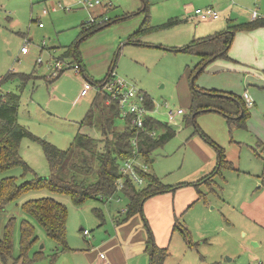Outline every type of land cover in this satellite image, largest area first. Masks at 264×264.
<instances>
[{
  "label": "rangeland",
  "instance_id": "374dc122",
  "mask_svg": "<svg viewBox=\"0 0 264 264\" xmlns=\"http://www.w3.org/2000/svg\"><path fill=\"white\" fill-rule=\"evenodd\" d=\"M99 1L102 5L110 4L105 12L101 5L90 9L78 0H0V79L8 72L32 75L22 86L15 78L0 83V94H19L17 122L32 135L22 138L19 147L21 158L32 170L15 167L0 173V178L14 176L21 183L35 175L48 176L43 143L59 149L69 147L78 131L77 122L83 120L96 95L89 90L81 97L83 82L103 80L111 66L116 77L152 99V116L157 120L168 121L164 103L169 109L181 107L186 112L188 96L180 86L190 85V70L198 58L173 48L188 44L194 26L205 23L198 22L195 8L190 13L194 18L189 16L186 22L146 32L137 37V44L129 41V35L145 18L144 1L150 25H159L174 16L178 18L188 0ZM52 4L57 6L54 10ZM44 9L47 14H42ZM92 16H100L98 21L106 18L105 22L110 24L81 40L80 24ZM75 44L87 79L69 67L76 64L73 57L63 55L67 47ZM24 46L27 52L23 54ZM57 61L69 68L54 78ZM207 69L194 80L195 86L238 96L247 91L255 105L247 107L249 117L243 126L212 110L200 112L194 123H186L184 114L177 116L172 124L175 134L156 148L146 162L148 172L177 188L163 193L159 203L145 201L138 215L146 219L143 223L154 243L167 247L168 256L163 264H264V194L260 195L264 193V146L258 140L264 143V77L243 68L214 73ZM124 127V118L117 116L114 128ZM201 132L219 145L230 162V167H223L212 182L203 178L213 171L219 152ZM87 133L100 136L97 129ZM254 195H258L255 202ZM42 197L54 198L67 208V249L50 238L22 208L25 201ZM128 202L119 190L103 201L87 199L75 205L66 193L45 187L32 189L0 211V237L11 223L12 254L17 257L21 222L27 219L35 238L27 248L29 264H77L84 262L87 251L114 233V218L122 217ZM95 208L102 212L103 220L96 215ZM183 227L189 232L191 244L180 231ZM83 230L89 235H84ZM93 259V264H97Z\"/></svg>",
  "mask_w": 264,
  "mask_h": 264
},
{
  "label": "trees",
  "instance_id": "16d2710c",
  "mask_svg": "<svg viewBox=\"0 0 264 264\" xmlns=\"http://www.w3.org/2000/svg\"><path fill=\"white\" fill-rule=\"evenodd\" d=\"M144 4L142 11L146 13L145 19L139 28L129 36V41L137 44H140V41L136 40L138 36L154 29L173 26L178 22V19L170 18L162 24L150 25L146 1H144ZM106 23L97 21L82 23L80 25L81 40L110 24ZM260 26H264V18H257L249 22L231 23L225 30L207 37L194 39L181 48H173L175 51L190 53L198 58L189 74V78H193V83L190 82L189 85L190 102L186 112H184L183 120L186 123H194L195 117L200 112L212 110L223 114L230 122L232 121L238 126L245 125V120L249 117V111L243 98L232 92L207 90L195 86L194 80L198 74L204 71L210 61L216 58L228 57L227 52L235 32L251 30ZM77 44L67 47L63 55L73 57L80 66V73L87 79L81 60L78 59ZM113 69V66L108 69L103 80L90 82L99 83L106 80ZM63 71L64 69L58 71L54 78ZM31 76L29 74L8 72L0 79V83L15 78L22 83L20 85L22 86L23 82L25 83ZM46 79L48 81L53 80ZM144 94L147 106L152 107V99L146 93ZM218 94H223V96ZM107 98L108 96L105 93H96L88 112L83 120L78 123V131L68 148L59 149L50 143H43V151L49 165L48 176L35 175L30 180L21 183H18L17 178L14 176L0 178V211L24 192L43 187L50 191L68 194L75 205H81L87 199L103 201L119 190L129 200L125 212H122V217L117 219V222L121 223L136 214H141L143 203L149 197L163 192H173L177 188L162 183L150 172L142 173L146 177V183L142 187H136L129 179L124 181L122 188L117 187L116 181L120 177L118 166L122 160L132 155L131 139L133 137L138 139L140 155L144 161L149 162L152 152L162 146L176 131L171 125L161 123L153 116L148 117L143 130L132 126L128 118L124 119L125 127L122 130H116L114 119L120 116L119 106L113 100L107 103ZM18 103L19 94L17 92L0 94V173L15 167H21L23 171L32 170L21 158L19 152L22 138L31 137L32 135L17 122ZM158 127L162 128V132L156 136H150L149 131ZM92 129H97L100 136L94 137L87 133V130ZM202 136L214 144L204 133H202ZM214 146L218 148L219 152L218 163L213 171L203 178L206 182H212V177L220 173L223 167H230V162L226 160L222 149L216 144ZM22 208L42 226L50 238L62 245L63 248H68L66 244L67 208L65 205L54 198L42 197L25 201ZM94 210L99 216H102L100 210L97 208ZM174 227L176 228L175 224ZM32 229L31 222L23 219L20 226V254L13 257L11 223L8 222L3 236L0 237V264H29L31 262L27 258V248L35 239ZM180 231L184 239L191 244L187 229L183 227V230ZM145 247L150 257L149 264L164 263L168 256L167 247L156 246L151 234L148 235Z\"/></svg>",
  "mask_w": 264,
  "mask_h": 264
},
{
  "label": "crops",
  "instance_id": "0c3cea01",
  "mask_svg": "<svg viewBox=\"0 0 264 264\" xmlns=\"http://www.w3.org/2000/svg\"><path fill=\"white\" fill-rule=\"evenodd\" d=\"M100 5L105 12V8H107V5L110 4H99L97 6L99 7ZM208 6L215 8V10L218 11L219 16L218 18L212 20H199L198 22L205 23L201 26H194L195 29L193 31L191 41L197 38L207 37L219 31L225 30L231 23L249 22L257 18H264V0H188L186 8L182 7L178 12V18L174 16L176 19H178V22L176 24L180 22H186L187 18L190 16V13H192V8L196 9L199 7ZM254 12H256L255 17L252 16ZM103 13L99 12V15ZM221 17L223 19H220ZM189 18L194 17L190 16ZM218 19L220 20L218 21ZM227 56V58L221 57L210 61L206 65L205 69H207V67L209 66L207 70L211 73H214L227 68H243L246 72H250L252 74L253 72L251 70H253L256 71L258 77H264V26L256 27L251 30H240L235 32L233 40L228 49ZM200 74H198V76ZM180 90L188 96V102H190L189 86L187 84L185 85L184 83L180 86ZM240 97L242 98L241 95ZM254 105L255 102L253 101V105L251 107H253ZM258 140L261 145L264 146L263 141L260 139ZM216 145L219 146L218 144ZM217 163L214 165V168L217 166ZM262 186L263 185H259V187ZM261 192H264V189ZM163 193L153 195L145 201L147 202L148 200H154L153 202L159 203L161 197L163 196ZM263 194L264 193H260L261 196H263ZM258 195H254L252 201L254 200L255 202ZM246 213L250 214L249 210H247ZM96 215L101 220H103L102 212V216H99L97 213ZM119 218L121 217L114 218V233L108 235L107 239L101 241L102 243L100 245L92 248V250L87 251V253H85L86 257L85 259H83L84 262H77V264H93V258H95V263L97 264H149L150 257L149 260H147L146 255H149V253L145 249L149 234L146 230L145 223H143V220L146 221V219L143 218L142 220L141 217L136 214L128 220L118 223L117 219ZM174 228L175 227L173 225V229ZM97 252L98 257H96ZM100 253H104L105 257H100Z\"/></svg>",
  "mask_w": 264,
  "mask_h": 264
},
{
  "label": "built area",
  "instance_id": "2783aa9c",
  "mask_svg": "<svg viewBox=\"0 0 264 264\" xmlns=\"http://www.w3.org/2000/svg\"><path fill=\"white\" fill-rule=\"evenodd\" d=\"M78 1L90 9L100 4L99 0ZM56 7L57 6H55L54 4L51 5V8L53 10ZM47 13V9H44L42 11V14ZM194 15L196 19L205 21L218 18L219 13L213 7L208 6L205 8L194 9ZM252 16L255 17L256 12H254ZM97 19L98 18H96V16H92L87 22L91 23L97 21L101 23L105 22L106 20V18H102V20L100 21H98ZM38 25L39 27H42V23H39ZM21 52L23 54L26 53L27 48L25 46L22 47ZM38 62H40V60H38ZM69 67H72L76 72H80V66L77 63ZM69 67L64 66L61 61H57L54 65V68L56 70L55 73L57 74L58 71L63 69L66 70ZM52 76H54V74H52L50 77ZM89 90H94L96 93H105L108 96L107 103L112 100L116 101L119 106L120 116L124 119L128 118L132 126L137 129L143 130L146 124V120L148 119V117L152 116L155 111L154 105L152 107L147 106L144 98V92H141L128 81L120 77H116L113 71L106 80L99 83H92L88 80H85L80 91V96L82 97L87 95ZM242 98L246 107H251L253 105V100L247 92L243 94ZM164 105L167 110L168 121L161 123L172 126V124L175 123L176 117L184 114V110L180 107L176 109H169V105L167 103H164ZM161 132L162 128L158 127L149 131V135L156 136ZM131 145L132 155L129 158L122 160L118 166L120 177L117 179L116 185L119 189L123 187L124 181L126 179H129V181H131L136 187H142L146 183V177H144L142 173L148 172V165L139 153L137 137H133L131 139ZM83 234L87 236L89 235L87 230H83ZM100 257L104 258V253H100Z\"/></svg>",
  "mask_w": 264,
  "mask_h": 264
},
{
  "label": "water",
  "instance_id": "95a60500",
  "mask_svg": "<svg viewBox=\"0 0 264 264\" xmlns=\"http://www.w3.org/2000/svg\"><path fill=\"white\" fill-rule=\"evenodd\" d=\"M191 83H193V78L191 79ZM219 96H223V94H218Z\"/></svg>",
  "mask_w": 264,
  "mask_h": 264
}]
</instances>
